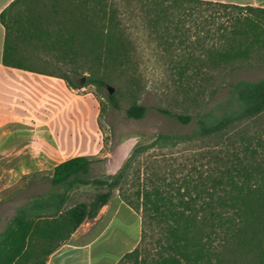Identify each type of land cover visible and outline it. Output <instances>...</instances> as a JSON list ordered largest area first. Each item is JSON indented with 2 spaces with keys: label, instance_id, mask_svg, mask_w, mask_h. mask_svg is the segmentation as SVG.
<instances>
[{
  "label": "trees",
  "instance_id": "trees-1",
  "mask_svg": "<svg viewBox=\"0 0 264 264\" xmlns=\"http://www.w3.org/2000/svg\"><path fill=\"white\" fill-rule=\"evenodd\" d=\"M135 5L158 54L176 52L167 67L176 83L227 106L195 114L158 109L191 130L155 135L109 177L91 178L88 156L57 164L46 176L49 190L17 209L1 232L0 264H47L112 191L141 219L137 246L116 264H264V79H234L264 66V8L210 0ZM127 15L115 0H14L0 14L3 66L71 88H78L71 76L33 63L72 77L87 73L86 85L98 91L131 82L138 68ZM118 96H107L110 107L120 109ZM146 111L133 100L125 116L139 120ZM80 186L105 191L71 204Z\"/></svg>",
  "mask_w": 264,
  "mask_h": 264
},
{
  "label": "rangeland",
  "instance_id": "rangeland-1",
  "mask_svg": "<svg viewBox=\"0 0 264 264\" xmlns=\"http://www.w3.org/2000/svg\"><path fill=\"white\" fill-rule=\"evenodd\" d=\"M115 2L128 10L126 19L132 32L137 76L131 82L123 80L108 84L106 88L98 91L94 86L86 85L87 73L72 77L65 68L58 69L38 61L33 63L39 71L56 74L62 72L71 76L78 88L68 86L67 125L54 134L59 147L54 149L33 146L29 150V155L35 160L33 170L25 175H17L0 192V234L17 209L26 205L32 197L49 190L46 176L59 161L74 156H88L93 160L91 178L109 177L122 166L133 148L151 142L155 135L187 133L191 130L192 125L182 126L157 112L158 109L177 114H195L211 107L225 108L228 104L223 98L209 99L206 92L199 94L194 88L189 90L176 83L167 70L169 58L176 52L158 54L157 44L152 42L142 27V14L139 6L136 7L135 0ZM234 79H264V66L238 71ZM217 82L222 83L219 80ZM108 87L113 89L111 94L119 92L120 109L108 105ZM133 100L147 110L142 119H127L125 116V110ZM262 122L264 123V118ZM48 153L55 154V157L50 160ZM5 160L0 159V177L7 171ZM21 168L25 172V166L21 165ZM2 180L4 176L0 183ZM103 191L105 188L80 186L72 191L71 204L88 203L95 194ZM140 233L139 214L120 200L117 191H112L107 204L101 208L97 217L84 222L71 243H92L94 251L100 256V264H116L125 253L137 246Z\"/></svg>",
  "mask_w": 264,
  "mask_h": 264
},
{
  "label": "crops",
  "instance_id": "crops-1",
  "mask_svg": "<svg viewBox=\"0 0 264 264\" xmlns=\"http://www.w3.org/2000/svg\"><path fill=\"white\" fill-rule=\"evenodd\" d=\"M13 1L0 0V14ZM210 1L264 8V0ZM4 40L5 30L0 22V155H3L0 159H6L8 166L2 175L0 192L14 177L33 170L35 160L29 155L33 146L59 147L54 134L67 125L69 111V90L65 81L3 66ZM55 154L48 153L49 159L52 160ZM21 165L25 166V172ZM75 233L67 244L49 256L47 264H100V256L92 243H71Z\"/></svg>",
  "mask_w": 264,
  "mask_h": 264
},
{
  "label": "water",
  "instance_id": "water-1",
  "mask_svg": "<svg viewBox=\"0 0 264 264\" xmlns=\"http://www.w3.org/2000/svg\"><path fill=\"white\" fill-rule=\"evenodd\" d=\"M84 79H82V81H83ZM108 91H109V93L111 94L112 93V91H113V89L111 88V87H108Z\"/></svg>",
  "mask_w": 264,
  "mask_h": 264
}]
</instances>
